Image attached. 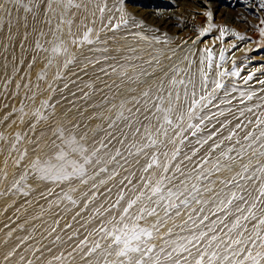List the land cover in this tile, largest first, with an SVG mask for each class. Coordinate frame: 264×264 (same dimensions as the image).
I'll use <instances>...</instances> for the list:
<instances>
[{"label": "rangeland", "instance_id": "rangeland-1", "mask_svg": "<svg viewBox=\"0 0 264 264\" xmlns=\"http://www.w3.org/2000/svg\"><path fill=\"white\" fill-rule=\"evenodd\" d=\"M7 1L5 2L7 3ZM35 1L26 0L24 3L25 8L30 9L27 12L24 10L27 14L26 19L22 20V22L20 21L18 25V32L24 35L22 34L19 37L21 39L15 42V52L11 55L13 58L10 56L11 58L6 61L9 62L11 59L10 63H6L5 66L7 68L6 71H8H5V74L1 77V80L3 79L4 81L0 80L4 83L3 85L0 82L2 84L0 86V113L2 114H0V264H40L47 258H49L50 262L46 264H103L104 258L101 250H97V252L90 255L87 254L88 249L92 248L95 242L99 241L102 246L105 244V241L94 230L100 227L104 217H110L109 212L104 210L110 209V205L115 203L121 191L125 193L126 199L134 198V195L138 194L137 190L143 189L144 180L141 179L142 177L151 176L153 181L159 178V175L163 172L162 167L153 165L148 172L144 171V168L151 162L153 155L158 158L160 164H168L171 169V171L166 173L168 176H172L173 174L176 176L180 175L179 172H176L177 166H179L182 172L204 176L205 178L201 181L194 179L191 181L192 183H196L201 189L203 199L215 198L212 193L204 192V187L211 188L214 191H220L224 188V185L220 181L234 177L238 183L247 184L250 191L253 189V185L258 187L259 181L250 183L247 180H241L236 174L242 172V164H246L250 166L249 172L246 175L250 176L255 171L256 175L259 176L261 173L256 170L261 165H264V155H261L264 152V148L261 147L264 145V137H261V132H264V35H261L260 31L264 29V19L256 20L253 17L249 18L255 25V32L251 35L243 31L242 21L239 19V16L234 14L235 12L218 14L219 8H228L227 0H211L215 2L214 8L209 4L211 3L210 0H107L102 6L108 13V16L101 18L96 28L92 31L90 35L93 41L92 44H80L79 42L73 43L68 24L71 8L74 3L73 0L71 4H69L68 0H44L47 11L45 10L43 15L41 14V19L37 22L32 15V7ZM252 1L254 4L258 2L262 3V0ZM139 3H143L142 6L145 9L156 8L162 11L161 13L170 15L176 24L180 25L181 23V26L186 25V27L182 31L173 34L162 32L161 29L155 28L154 23L149 20L150 18H138L134 8L138 7L137 4ZM2 10L3 5H0V13ZM50 18H53V24L51 25L49 23ZM108 19L109 21H107ZM123 21H127V23ZM221 28L226 29L223 37H221ZM38 31L42 33L47 32L48 40L47 38L44 40L45 37L42 35L36 36ZM202 32H204V35H201ZM237 34L243 36L244 39H237ZM28 35L31 36L29 37ZM122 36L124 38H121ZM41 40L42 42L45 41V43L43 42L42 44ZM124 40L126 41L124 42ZM187 40L189 43L185 44ZM36 43L37 45H46L47 47H41L39 45L38 48ZM32 44L34 45L31 48L30 45ZM55 46H60L63 54L61 51L58 54L54 53L52 49ZM35 48L39 49V52ZM63 48H67V51L65 52ZM210 49L211 53L213 52L211 69L208 67V52L205 51ZM220 51L223 52V59H221ZM136 52L139 54L137 55ZM196 54H201V57H203L202 69H204V74L207 76V83H204L199 71L197 75L201 76L202 83H200L201 86L198 85V87L194 88L191 86L190 79L192 78L191 66L197 56ZM91 57L92 59L94 58L93 62L90 59ZM139 57L140 60H138ZM68 59L72 63L67 61ZM108 60H110V66L107 65ZM11 64H13L12 67H10ZM145 64L149 65L146 66ZM217 65H219L218 68ZM102 67H105V69ZM95 68L98 69L96 70ZM217 72L225 74L217 76ZM233 72L238 73V75H232ZM6 74L8 77H6ZM88 74L89 76H87ZM65 75L69 79H66ZM126 76L128 79L125 78ZM249 76H251L250 79ZM43 78L45 81H43ZM173 78L177 81L186 79L184 82L187 85V90L189 89L188 99L184 96V85H171L170 81ZM217 80L222 84L220 89L215 88V81ZM57 81L59 82L57 83ZM110 85L111 87L115 85V87L111 88ZM56 86L58 87L56 88ZM118 86L120 87L117 88ZM2 88L5 91L1 90ZM193 88L195 89L196 99H199L202 94L206 97L208 96V101H205L207 106L197 109L199 116L204 118L203 124H201L199 118H193L189 121L186 115L182 121L177 119L181 112H187L188 102L192 96ZM158 90H160L159 93ZM170 90L172 92L171 99L174 109L171 115V119L173 120V125L171 126L165 124L161 114L157 113L156 109L152 107L154 103H162L167 107ZM145 91H150L149 97L143 96V92ZM177 92H179L180 96L179 101L175 98ZM158 94L163 97L162 100L157 99ZM137 101L139 102L137 103ZM76 104L80 106L78 107ZM87 106L89 107L87 108ZM129 109H132V111L129 112ZM137 109H139L138 112L136 111ZM5 110L6 112H4ZM92 114L94 115L92 116ZM36 122L38 124L41 122L39 124L40 126ZM55 122L58 123L56 126ZM84 122L85 124H83ZM189 123L193 125L199 124V129L195 127L189 129ZM89 124L90 128H93L92 130L88 128ZM110 124L113 127L110 128ZM35 127L36 129H34ZM60 127L65 129L66 132L77 133L78 138L86 134V139L82 143L89 150H92V148L100 149L99 159L101 163L88 167V175L85 177L86 183H81L77 179H73L74 182L71 180V184L69 181H43L39 178L37 172L30 168L31 162L35 158L41 156L44 159L47 155L51 154L53 151V140L57 144L60 143L54 137V132H52ZM46 129L47 134L45 133ZM137 129H139L138 132ZM176 133H179V135ZM249 133H251L250 136H248ZM149 135L157 140V144L155 146L145 147L144 145L148 143ZM18 136L20 137L19 139H17ZM245 136H248L247 140L244 139ZM229 137L231 138L229 139ZM181 140H183V143H181ZM101 141L107 145L106 148L101 147ZM134 149L137 150L135 151ZM176 149H179V152L176 159L172 160V153ZM230 149L233 150L229 151ZM117 150L121 152L120 158L116 156ZM125 152L127 153L126 156ZM253 152L256 153L255 156ZM22 153L25 156H23V159L20 157ZM164 153H167V157H165ZM221 153L226 155H221ZM112 157H115V159H112ZM228 157H232V159L229 160ZM110 161L113 163H110ZM115 162L116 164H114ZM124 162H126V166ZM217 164L219 167L218 171L214 167ZM100 168H106L108 171L101 172L99 170ZM194 168L195 173H193ZM28 170L31 172L29 171L30 173H28ZM94 176L96 177L95 179ZM112 179H115V181ZM33 180L36 182H33ZM100 181H104V183H100ZM129 181H131V184H129ZM46 183H48V186ZM64 185L67 187L64 188ZM107 186L110 187V190ZM229 187L232 191L236 190L232 186ZM24 193H27V195ZM65 194L71 196L73 198L72 200H76L77 202L71 205L72 202L64 198ZM28 195H31L30 198ZM101 198L104 200L99 203L102 200ZM121 204H125V201H122ZM76 206L79 207L78 210L75 209ZM199 207L201 206L193 203L189 209L181 208L180 216H176L173 212L170 217H165L163 211H160L159 215L162 222L159 225V232L154 234L156 238L152 243L159 246L163 243L160 237L164 239H175L177 235H188V231H181L180 226L187 220L188 213L191 209L198 210ZM210 207L212 206L204 205L205 212L202 215H209V221H205V225L217 218L209 212ZM115 211L116 209H111L113 214ZM98 212H104V217H101ZM202 215L199 217L194 216L197 222L199 219H202ZM218 215L222 214L218 213ZM54 219L56 221L52 223L51 220ZM153 222H155V217L149 218V223ZM44 224H47L46 227ZM186 228H192L190 221ZM169 229L172 231L171 237L168 234ZM81 241H84V244H81ZM11 245L14 246V250L18 256L15 259H9L10 261H7V258H3L2 256L4 255L5 249ZM58 257L59 259H57ZM109 259L115 260L116 258L113 256Z\"/></svg>", "mask_w": 264, "mask_h": 264}, {"label": "snow or ice", "instance_id": "snow-or-ice-1", "mask_svg": "<svg viewBox=\"0 0 264 264\" xmlns=\"http://www.w3.org/2000/svg\"><path fill=\"white\" fill-rule=\"evenodd\" d=\"M16 2L18 3L19 0H16ZM68 2L71 4L72 0H68ZM76 6L79 7V5ZM262 6H264V0H262ZM99 10L101 13L105 11L104 8ZM25 11H30V9L25 8ZM123 22L127 23V21ZM71 23V21H68L69 25ZM92 31V28H87L82 39L79 41L73 40V43L91 44L93 42L90 38ZM260 31L261 35H264V29ZM220 32L221 37H223L226 29L221 28ZM201 35H204V33L202 32ZM237 39L243 40L244 37L237 34ZM37 46L39 47V44ZM63 50L67 51L66 48ZM52 51L58 53L61 48L55 46ZM205 51L208 52V67L211 69V50ZM221 59H223V52H221ZM203 62L202 59L201 63L203 64ZM218 67L219 65H217ZM224 74L217 72V76ZM232 75H238V73L233 72ZM201 76L206 84L207 76L204 74L203 69H201ZM250 78L251 76H249ZM170 83L173 86L177 84L184 85V96L188 99L187 85L183 79L177 81L173 78ZM221 87L222 84L219 80L215 81V88L220 89ZM143 96L149 97L150 91L143 92ZM171 97L172 92L170 90L167 107L162 103L152 105L156 112L161 114L164 123L170 126L173 125L171 115L174 111ZM175 98L177 101L180 100L179 92L176 93ZM157 99L162 100L163 97L158 94ZM205 101H208V97L204 95L196 99L195 89L193 88L187 112H181L177 119L182 121L186 115L189 121L193 118H199L200 122L203 123L204 118L199 116L197 109L206 107ZM131 111L132 109H129V112ZM136 111L138 112L139 109ZM109 127L111 128L113 125L110 124ZM193 127L199 129V124H188L189 129ZM138 131L139 129H137ZM176 134L179 135V133ZM250 135L251 133L248 134V136ZM54 136L60 143L57 144L53 140L51 154L44 159L38 156L31 162V168L37 172L41 180L71 181L77 179L81 183H86L85 177L88 175V167L101 163L99 159L100 149L89 150L82 143L86 139V134L78 138L75 133L58 128L54 132ZM248 136H245L244 139L247 140ZM261 137H264V132H261ZM17 139H19V136ZM181 143H183V140H181ZM156 144L157 140L149 135L145 147L155 146ZM101 147L106 148L107 145L101 141ZM261 147L264 148V145ZM178 152L179 149H176L172 153V160L176 159ZM120 155L121 152L117 150L116 156ZM164 155L167 157V153H164ZM221 155L226 154L221 153ZM253 155L255 156L256 153L253 152ZM261 155H264V152ZM23 156L24 153L21 154V159H23ZM112 159H115V157H112ZM228 159L231 160L232 157H228ZM153 165L163 168V172L158 179L153 181L151 176L142 177L141 179L144 180L143 189H138V194H135L134 198L126 199L125 193L121 191L115 203L110 205V209L104 210L109 212L110 217H104V212H98L104 218L100 227L94 231L101 236L105 244L102 246L99 241L95 242L94 246L88 249V255L101 250L104 258L103 264H264V165L256 170L261 173L259 176L256 175L255 171L250 176L246 175L250 169V166L246 164H242V172L236 174L241 180H247L250 183L259 181L258 187L253 185L251 191L247 184L238 183L235 177L221 180L220 183L224 185V188L220 191L204 187L203 191L212 193L214 199H203L201 189L196 183L191 182L193 179L201 181L205 178L204 176L182 172L179 166L176 167V172L180 173L179 176L175 174L168 176L166 173L171 171L168 164H160L155 155L152 156L151 162L144 168V171L148 172ZM214 167L217 171L219 170L218 164ZM99 170L101 172L107 171L106 168H100ZM193 173H195V168ZM100 183H104V181H100ZM129 184H131V181H129ZM229 186L234 187L236 190L232 191ZM24 194L27 195V193ZM64 198L70 200L73 204L76 203L67 194ZM122 201H125V204L122 205ZM193 203L201 207L198 210L191 209L187 220L180 226L181 231H188V235H177L175 239L160 237L163 243L159 246L152 243L156 238L154 234L159 232V225L162 222L159 215L160 211H163L165 217H170L173 212L176 216H180V209H189ZM204 205H211L209 212L212 216L217 217L207 225H205V221H209V215H202L205 212ZM111 209H116L114 214ZM218 213L222 215H218ZM201 215L202 219L197 222L194 216L199 217ZM153 217H155V222L149 223V218ZM189 221L192 223L191 229L186 228ZM168 234L171 237V229L168 230ZM81 244H84V241H81ZM113 256L116 258L115 260L109 259Z\"/></svg>", "mask_w": 264, "mask_h": 264}, {"label": "bare ground", "instance_id": "bare-ground-1", "mask_svg": "<svg viewBox=\"0 0 264 264\" xmlns=\"http://www.w3.org/2000/svg\"><path fill=\"white\" fill-rule=\"evenodd\" d=\"M6 0H0V5H3V10H2V12L0 13V80H1V77H3V75L5 74V71H6V63H10V60H9V62H6V61H8L7 59H9V58H11L12 56L11 55H13V53L15 52V48H14V44H15V42L18 40V39H21V38H19L22 34L21 33H19L18 32V25H19V22L21 21L22 22V20H24V19H26V12L24 11L25 9V6H24V3L26 2V0H19V2L17 3L16 2V0H8L7 1V3L5 2ZM105 1H107V0H73V7L71 8V14H70V21L72 22L71 23V25H69V30H70V34H71V38H72V40H76V41H79V40H81L82 39V37H83V33H84V31H86V29L87 28H92L93 30L96 28V26H97V23L99 22V20L101 19V18H104V17H107L108 16V13L106 12V11H104L103 13H101L100 12V8H103V4H104V2ZM211 1V0H210ZM259 1V0H258ZM257 1V2H258ZM142 2V1H141ZM152 2V1H151ZM204 2V1H203ZM180 3V2H179ZM217 3V2H216ZM142 4L143 3H139V4H137L138 5V7H135L134 8V10H135V13L137 14V16H138V18L139 17H141V18H143V19H147V18H150L149 20L150 21H152L153 23H154V25H155V28L157 27V28H159V29H161V31L162 32H164V33H177V32H180V31H182L183 29H184V27H186V25H184V26H181V23H180V25H178V24H176L175 23V21L173 20V18H171L170 17V15H168V14H166V13H161L162 11H160V10H158V9H156V8H149V9H145V8H143V6H142ZM212 7L213 6H215V2H212L211 1V3H209ZM76 5H79V7H77ZM227 7L228 8H224V7H222V8H219L218 9V14H223V13H230V12H232V13H234L236 16H239V19L242 21V28H243V31L246 33V34H253L254 32H255V25H254V23L251 21V19H249L250 17H253V18H255L256 20H261V19H264V6H262V3H260V2H258V3H255L254 4V2L252 1V0H227ZM132 8H133V6H132ZM214 8V7H213ZM46 10V6H45V3H44V0H36L35 2H34V5H33V7H32V15H33V17H35L34 19H35V21L37 22L38 20H40L41 19V14L43 15V12ZM213 10V9H212ZM47 11V10H46ZM173 14V13H172ZM134 16V15H133ZM28 17V16H27ZM31 18V17H30ZM56 18V17H55ZM137 18V19H138ZM48 19V18H47ZM57 19V18H56ZM42 21V20H41ZM107 21H109V19L107 20ZM142 21V20H141ZM178 21V20H177ZM182 21V20H181ZM26 22V21H25ZM35 22V23H36ZM115 22V21H114ZM184 22H186V21H184ZM261 22V21H260ZM33 23V22H32ZM49 23H50V25L51 24H53V18H50V21H49ZM146 23V22H145ZM257 23V22H256ZM26 24H27V22H26ZM29 24V23H28ZM41 24V23H40ZM132 24V23H131ZM262 24V23H261ZM36 25V24H35ZM42 26V25H41ZM44 26V25H43ZM34 27V26H33ZM55 27V26H54ZM31 28H32V26H31ZM36 28V27H35ZM40 28H42V27H40ZM39 28V29H40ZM45 28V27H44ZM43 28V29H44ZM103 28V27H102ZM29 29V28H28ZM37 29H38V27H37ZM42 29V30H43ZM30 30V29H29ZM33 30V29H32ZM36 30V29H35ZM20 31V30H19ZM47 31V30H46ZM50 31V30H49ZM135 31V30H134ZM141 31V30H140ZM30 32H31V30H30ZM34 32H36V31H34ZM33 32V34H35ZM60 32V31H59ZM160 32V31H159ZM195 32V31H194ZM207 32V31H206ZM114 33V32H113ZM147 33V32H146ZM204 33V32H203ZM30 34V33H29ZM256 34V33H255ZM24 35V34H23ZM25 35H26V33H25ZM43 36V37H45V39L44 40H46V38H47V40H48V34H47V32H44V33H42L41 31H38L37 33H36V36ZM52 35V34H51ZM108 35V34H107ZM123 35V34H122ZM170 35V34H169ZM178 35V34H177ZM29 36V35H28ZM31 36V35H30ZM29 36V37H30ZM121 36V35H120ZM127 36H129V35H127ZM163 36V35H162ZM174 36V35H173ZM150 37V36H149ZM186 37V36H185ZM191 37V36H190ZM203 37V36H202ZM256 37V36H255ZM41 38V37H40ZM58 38V37H57ZM121 38H124V36H122ZM125 38H127V37H125ZM132 38V37H131ZM135 38V37H134ZM153 38V37H152ZM161 38V37H160ZM183 38V37H182ZM197 38V37H196ZM208 38V37H207ZM24 39V38H23ZM37 39V38H36ZM39 39V38H38ZM51 39V38H50ZM198 39V38H197ZM204 39V38H203ZM57 40V39H56ZM127 40V39H126ZM126 40H124V42L126 41ZM150 40H152V39H150ZM149 40V41H150ZM189 40H190V38H189ZM195 40V39H194ZM19 41V40H18ZM28 41V40H27ZM40 41V40H39ZM51 41V40H50ZM129 41H133V40H129ZM147 41H148V39H147ZM248 41V40H247ZM254 41V40H253ZM263 41V40H262ZM22 42V41H21ZM36 42H38V41H36ZM41 42H42V40H41ZM44 43H45V41H43ZM43 42H42V44H43ZM105 42H106V40H105ZM114 42V41H113ZM135 42V41H134ZM138 42V41H137ZM250 42V41H249ZM264 42V41H263ZM26 43V42H25ZM28 43H30V42H28ZM118 43V42H117ZM116 43V44H117ZM122 43V42H121ZM141 43V42H140ZM149 43V42H148ZM187 43H189L188 42V40H187V42L185 43V44H187ZM19 44H20V42H19ZM21 44H23V43H21ZM31 44V43H30ZM53 44V43H52ZM92 44V43H91ZM113 45H115L114 43H112ZM119 44V43H118ZM152 44H154V43H152ZM195 44V43H194ZM29 45V44H28ZM34 44H32V45H30L31 46V48H32V46H33ZM36 45H37V43H36ZM40 45V44H39ZM63 46H64V44H62ZM41 47L42 46H44V45H40ZM46 46V45H45ZM44 46V47H45ZM90 46V45H89ZM190 46V45H189ZM199 46V45H198ZM215 46V45H214ZM243 46V45H242ZM19 47V46H18ZM24 47V46H23ZM36 47V46H35ZM38 47V46H37ZM43 47V48H44ZM47 47V46H46ZM112 47V46H111ZM115 47V46H114ZM147 47V46H146ZM241 47V46H240ZM34 48V47H33ZM39 48V47H38ZM70 48V47H69ZM222 48V47H221ZM235 48V47H234ZM233 48V49H234ZM21 49V48H20ZM35 49H37V48H35ZM64 49V48H63ZM67 49V48H66ZM103 49V48H102ZM110 49V48H109ZM108 49V50H109ZM150 49V48H149ZM236 49V48H235ZM22 50V49H21ZM39 49H37V51H38ZM42 50V49H41ZM137 50V49H136ZM211 50V49H210ZM213 50V49H212ZM245 50V49H244ZM107 51V50H106ZM105 51V52H106ZM222 51V50H221ZM220 51V52H221ZM234 51V50H233ZM23 52V51H22ZM27 52V51H26ZM34 52V51H33ZM39 52V51H38ZM44 52V51H43ZM62 52V51H61ZM80 52V51H79ZM85 52V51H84ZM89 52V51H88ZM228 52V51H227ZM32 53V52H31ZM41 53V52H40ZM39 53V54H40ZM76 53V52H75ZM90 53H91V51H90ZM103 53V52H102ZM109 53V52H108ZM108 53H106V54H108ZM124 53V52H123ZM137 53V52H136ZM195 53V52H194ZM200 53V52H199ZM204 53V52H203ZM213 53V52H212ZM218 53V52H217ZM217 53H216V55H217ZM232 53V52H231ZM230 53V54H231ZM17 54V53H16ZM15 54V55H16ZM35 54H36V52H35ZM34 54V55H35ZM46 54H47V52H46ZM58 54V53H57ZM62 54H63V52H62ZM70 54H71V52H70ZM87 54H89V53H87ZM99 54V53H98ZM122 54V53H121ZM139 53H137V55H138ZM264 54V53H263ZM18 55V54H17ZM41 55V54H40ZM113 55V54H112ZM111 55V56H112ZM197 55V54H196ZM206 55V54H205ZM215 55V56H216ZM221 55V54H220ZM234 55V54H233ZM255 55V54H254ZM11 56V57H10ZM32 56V55H31ZM37 56V55H36ZM69 56V55H68ZM83 56V55H82ZM85 56V55H84ZM91 56V55H90ZM104 56V55H103ZM119 56V55H118ZM194 56H195V54H194ZM193 56V57H194ZM203 56V55H202ZM20 57V56H19ZM39 57V56H38ZM43 57V56H42ZM48 57V56H47ZM66 57V56H65ZM71 57V56H70ZM73 57H75V56H73ZM79 57V56H78ZM99 58H100V56H98ZM105 57V56H104ZM103 57V58H104ZM128 57V56H127ZM137 57V56H136ZM220 57V56H219ZM13 58V57H12ZM35 58V57H34ZM45 58V57H44ZM52 58V57H51ZM79 58H81V57H79ZM89 58V57H88ZM113 58V57H112ZM122 58V57H121ZM125 58V57H124ZM129 58V57H128ZM134 58V57H133ZM226 58V57H225ZM16 59H17V56H16ZM39 59V58H38ZM43 59V58H42ZM78 59V58H77ZM85 59H86V57H85ZM90 59H92V57L90 58ZM94 59V58H93ZM93 59H92V62H93ZM105 59V58H104ZM107 59H110V58H107ZM118 59V58H117ZM127 59V58H126ZM125 59V60H126ZM131 59V58H130ZM192 59V58H191ZM203 59V57H201V54H198L197 56H196V58L194 59V61H193V59H192V66H191V74H192V78L190 79V81H191V86H193L194 88L195 87H198V85H200V83H202V79H201V76H199V75H197L198 73H199V71H200V73H201V69H202V67H203V65H202V63H201V60ZM216 59V58H215ZM230 59V58H229ZM237 59V58H236ZM13 60V59H12ZM56 60V59H55ZM59 60H61V59H59ZM97 60V59H96ZM99 60V59H98ZM138 60H140V57H139V59ZM14 61H15V59H14ZM67 61H69V59L67 60ZM109 61L110 60H108V64L107 65H109ZM124 61V60H123ZM144 61V60H143ZM151 61V60H150ZM190 61V60H189ZM206 61V60H205ZM260 61V60H259ZM51 62H52V60H51ZM58 62V61H57ZM56 62V63H57ZM61 62V61H60ZM80 62V61H79ZM78 62V63H79ZM85 62V61H84ZM87 62V61H86ZM99 62H100V60H99ZM105 62V61H104ZM128 62H129V59H128ZM221 62V61H220ZM13 63V62H12ZM16 63V62H15ZM72 63V62H71ZM80 63H82V62H80ZM95 63H97V62H95ZM102 63V62H101ZM116 63V62H115ZM133 63V62H132ZM131 63V64H132ZM134 63H136V62H134ZM228 63V62H227ZM14 64V63H13ZM13 64H11V66L10 67H12V65ZM74 64V63H73ZM72 64V65H73ZM105 64V63H104ZM111 64H112V62H111ZM142 64V63H141ZM141 64H139V65H141ZM224 64V63H223ZM225 64H226V62H225ZM10 65V64H9ZM68 65V64H67ZM71 65V66H72ZM88 65V64H87ZM94 65V64H93ZM113 65V64H112ZM146 65V64H145ZM147 65H149V64H147ZM146 65V66H147ZM191 65V64H190ZM205 65V64H204ZM17 66V65H16ZM51 66H52V64H51ZM80 66V65H79ZM98 66H100V65H98ZM110 66V65H109ZM129 66V65H128ZM137 66V65H136ZM145 66V67H146ZM206 66V65H205ZM73 67V66H72ZM76 67V66H75ZM78 67V66H77ZM83 67V66H82ZM108 67V66H107ZM112 67V66H111ZM17 68V67H16ZM79 68V67H78ZM84 68V67H83ZM86 68V67H85ZM90 68V67H89ZM102 68H104L105 69V67H102ZM142 68V67H141ZM188 68V67H187ZM249 68H250V66H249ZM255 68H257V67H255ZM263 68H264V66H263ZM13 69H15V68H13ZM18 69V68H17ZM69 69V68H68ZM71 69V68H70ZM73 69H76V68H73ZM86 69H88V68H86ZM91 69V68H90ZM89 69V70H90ZM93 69V68H92ZM96 69V68H95ZM98 69V68H97ZM96 69V70H97ZM99 69H100V67H99ZM114 69V68H113ZM112 69V70H113ZM248 69V68H247ZM10 70V69H9ZM65 70V69H64ZM84 70V69H83ZM204 70V69H203ZM8 71V70H7ZM6 71V72H7ZM15 71V70H14ZM17 71V70H16ZM72 71V70H71ZM101 71V70H100ZM116 71V70H115ZM126 72H127V70H125ZM131 71V70H130ZM130 71H129V73H130ZM251 71V70H250ZM254 71V70H253ZM10 72H12V71H10ZM39 72V71H38ZM77 72V71H76ZM92 72V71H91ZM96 72V71H95ZM99 72V71H98ZM107 72V71H106ZM190 72V71H189ZM16 73V72H15ZM14 73V74H15ZM97 73V72H96ZM101 73V72H100ZM114 73V72H113ZM125 73V72H124ZM186 73V72H185ZM253 73V72H252ZM262 73V72H261ZM9 74H11V73H9ZM61 74H62V72H61ZM61 74H59V75H61ZM65 74V73H64ZM79 74V73H78ZM84 74V73H83ZM83 74H81L82 76H83ZM103 74H105V73H103ZM187 74V73H186ZM247 74V73H246ZM263 74V73H262ZM13 75V74H12ZM86 75V74H85ZM93 75V74H92ZM98 75V74H97ZM100 76H101V74H99ZM125 75H126V73H125ZM129 75V74H128ZM132 75H133V73H132ZM253 75V74H252ZM258 75V74H257ZM11 76V75H10ZM66 76V75H65ZM68 76H70V75H68ZM87 76H89V74L87 75ZM87 76H86V78H87ZM104 76H106V75H104ZM113 76V75H112ZM190 76V75H189ZM261 76V75H260ZM6 77H8L7 76V74H6ZM70 77H72V76H70ZM108 77H109V75H108ZM123 77H124V75H123ZM63 78V77H62ZM77 78H78V76H77ZM80 78V77H79ZM85 78V77H84ZM99 78H101V77H99ZM118 78V77H117ZM116 78V79H117ZM122 78V77H121ZM120 78V79H121ZM125 78H127V76L125 77ZM260 78V77H259ZM66 79H69V78H67V76H66ZM75 79H76V77H75ZM94 79V78H93ZM95 79H96V77H95ZM104 79V78H103ZM111 79V78H110ZM109 79V80H110ZM128 79V78H127ZM127 79H125V80H127ZM3 80V79H2ZM1 80V81H2ZM10 80V79H9ZM108 80V81H109ZM188 80V79H187ZM253 80V79H252ZM264 80V79H263ZM0 81V82H1ZM4 81V80H3ZM7 81V80H6ZM35 81V80H34ZM43 81H45V79L43 78ZM60 81V80H59ZM59 81H57V83L59 82ZM95 81V80H94ZM106 81V80H105ZM123 81V80H122ZM184 81H186V79L184 80ZM257 81V80H256ZM63 82V81H62ZM76 82V81H75ZM81 82H82V80H81ZM100 82H101V80H100ZM113 82V81H112ZM115 82V81H114ZM117 82H118V79H117ZM125 82V81H124ZM263 82V81H262ZM2 83V82H1ZM0 83V86L3 84L4 85V83H2L1 84ZM8 83V82H7ZM41 83H42V81H41ZM40 83V84H41ZM52 83V82H51ZM69 83H70V81H69ZM88 83V82H87ZM97 83V82H96ZM189 83V82H188ZM211 83V82H210ZM256 83V82H255ZM5 84H6V82H5ZM9 84V83H8ZM26 84H27V82H26ZM35 84V83H34ZM90 84V83H89ZM98 84V83H97ZM104 84V83H103ZM106 84V83H105ZM108 84V83H107ZM114 84V83H113ZM117 84H119V83H117ZM10 85V84H9ZM60 85V84H59ZM63 85V84H62ZM92 85V84H91ZM95 85V84H94ZM116 85V84H115ZM115 85H113L112 87H111V85H110V87L111 88H113V87H115ZM125 85V84H124ZM190 85V84H189ZM188 85V86H189ZM37 86H39V85H37ZM65 86V85H64ZM80 86V85H79ZM93 86V85H92ZM103 86V85H102ZM102 86H99V87H102ZM117 86V85H116ZM201 86V85H200ZM255 86V85H254ZM254 86H253V88H254ZM256 86H258V85H256ZM29 87V86H28ZM47 87V86H46ZM51 87V86H50ZM58 86H56V88H57ZM76 87H77V84H76ZM89 87H91V86H89ZM94 87V86H93ZM120 86H118L117 88H119ZM205 87V86H204ZM207 87V86H206ZM264 87V86H263ZM4 88V87H3ZM1 89V90H4V89ZM8 88V87H7ZM78 88V87H77ZM76 88V89H77ZM80 88V87H79ZM81 88H82V86H81ZM80 88V89H81ZM209 88V87H208ZM257 88V87H256ZM259 88H260V86H259ZM28 89V88H27ZM46 89V88H45ZM53 89V88H52ZM64 89H66V88H64ZM67 89H69V88H67ZM83 89V88H82ZM95 89V88H94ZM93 89V90H94ZM103 89V88H102ZM110 89V88H109ZM203 89V88H202ZM262 89V88H261ZM264 89V88H263ZM8 90V89H7ZM54 90V89H53ZM56 90V89H55ZM97 90V89H96ZM113 90V89H112ZM189 90V89H188ZM193 90V89H192ZM192 90H191V92H192ZM201 90V89H200ZM5 91V90H4ZM29 91V90H28ZM34 91V90H33ZM36 91H38V90H36ZM35 91V92H36ZM43 91V90H42ZM61 91V90H60ZM63 91V90H62ZM65 91V90H64ZM74 91V90H73ZM75 91H77V90H75ZM79 91V90H78ZM81 91V90H80ZM88 91V90H87ZM95 91V90H94ZM108 91V90H107ZM18 92H20V91H18ZM21 92H23V91H21ZM34 92V93H35ZM44 92H45V90H44ZM49 92V91H48ZM71 92V91H70ZM110 92H112V91H110ZM197 92H198V90H197ZM4 93V92H3ZM24 93V92H23ZM43 93V92H42ZM60 93V92H59ZM73 93V92H72ZM91 93V92H90ZM96 93V92H95ZM99 93H101V92H99ZM108 93H109V91H108ZM107 93V94H108ZM189 93V92H188ZM33 94V93H32ZM40 94V93H39ZM51 94H53V93H51ZM64 94V93H63ZM62 94V95H63ZM74 94V93H73ZM84 94H87V93H84ZM83 94V95H84ZM89 94V93H88ZM94 94V93H93ZM111 94V93H110ZM1 95V94H0ZM3 95V94H2ZM21 95V94H20ZM27 95H28V93H27ZM65 95V94H64ZM98 95V94H97ZM101 95V94H100ZM203 95V94H202ZM29 97H30V95H28ZM28 96H26V97H28ZM33 96V95H32ZM44 96V95H43ZM42 96V97H43ZM69 96V95H68ZM87 96V95H86ZM198 96H200V95H198ZM5 97V96H4ZM53 97V96H52ZM65 97H66V95H65ZM79 97V96H78ZM82 98H84L83 96H81ZM109 97V96H108ZM190 97V96H189ZM208 97V96H207ZM39 98H40V96H39ZM47 98V97H46ZM55 98V97H54ZM69 98V97H68ZM88 98V97H87ZM90 98H91V96H90ZM4 99V98H3ZM2 99V101H4ZM32 99V98H31ZM34 99V98H33ZM49 99V98H48ZM60 99V98H59ZM92 99H93V97H92ZM104 99V98H103ZM6 100H7V98H6ZM8 100H10V99H8ZM40 100H42V99H40ZM71 100V99H70ZM72 100H73V98H72ZM55 101V100H54ZM59 101V100H58ZM74 101V100H73ZM84 101H85V99H84ZM95 101H97V100H95ZM6 102V101H5ZM52 102V101H51ZM57 102V101H56ZM64 102V101H63ZM70 102V101H69ZM72 102V101H71ZM90 102H92V101H90ZM99 102V101H98ZM106 102H107V100H106ZM2 103V102H1ZM36 103V102H35ZM46 103V102H45ZM66 103H67V101H66ZM73 103V102H72ZM76 103V102H75ZM101 103V102H100ZM104 103V102H103ZM33 104V103H32ZM41 104V103H40ZM55 104V103H54ZM29 105V104H28ZM47 105V104H46ZM50 105V104H49ZM53 105V104H52ZM91 105V104H90ZM93 105H95V104H93ZM92 105V106H93ZM40 106V105H39ZM66 106V105H65ZM76 106H80V105H77L76 104ZM75 106V107H76ZM29 108H30V106H28ZM31 107H33V106H31ZM55 107H56V105H55ZM71 107V106H70ZM89 106H87V108H88ZM8 108V107H7ZM7 108H6V110H7ZM27 108V107H26ZM35 108V107H34ZM42 108V107H41ZM67 108V107H66ZM72 108V107H71ZM93 108V107H92ZM2 109V108H1ZM5 109V108H4ZM48 109V108H47ZM57 109H58V107H57ZM96 109V108H95ZM6 110L4 111V112H6ZM31 110V109H30ZM29 110V111H30ZM34 110H36V109H34ZM102 110V109H101ZM9 111V110H8ZM44 111V110H43ZM46 111V110H45ZM75 111V110H74ZM83 111V110H82ZM50 112V111H49ZM79 112V111H78ZM104 112V111H103ZM106 112V111H105ZM48 113V112H47ZM69 113V112H68ZM211 113V112H210ZM1 114V113H0ZM8 114V113H7ZM22 114V113H21ZM24 114V113H23ZM26 114V113H25ZM52 114V113H51ZM58 114V113H57ZM62 114V113H61ZM61 114H60V116H61ZM75 114V113H74ZM77 114H79V113H77ZM84 114V113H83ZM82 114V115H83ZM101 114H102V112H101ZM105 114V113H104ZM213 114V113H212ZM2 115V114H1ZM9 115V114H8ZM8 115H6V116H8ZM46 115V114H45ZM56 115V114H55ZM54 115V116H55ZM85 115V114H84ZM90 115V114H89ZM94 114H92V116H93ZM100 115V114H99ZM214 115H215V113H214ZM47 116H48V114H47ZM59 116V117H60ZM88 116V115H87ZM105 116V115H104ZM24 117H25V115H24ZM33 117H35V116H33ZM58 117V118H59ZM74 117V116H73ZM80 117V116H79ZM98 117V116H97ZM6 118V117H5ZM42 118V117H41ZM93 118V117H92ZM91 118V119H92ZM207 118V117H206ZM205 118V119H206ZM213 118H214V116H213ZM4 119V118H3ZM2 119V120H3ZM32 119V118H31ZM67 119V118H66ZM73 119V118H72ZM77 119V118H76ZM103 119V118H102ZM44 120V119H43ZM50 120V119H49ZM48 120V121H49ZM53 120V119H52ZM54 120H56L55 118H54ZM63 120V119H62ZM69 120H71V119H69ZM87 120V119H86ZM89 120V119H88ZM94 120V119H93ZM208 120V119H207ZM212 120V119H211ZM40 121V120H39ZM47 121V120H46ZM57 121V120H56ZM80 121V120H79ZM204 121V120H203ZM206 121V120H205ZM30 122H31V120H30ZM59 123H60V121H58ZM62 122V121H61ZM65 122V121H64ZM73 122H74V120H73ZM87 122V121H86ZM91 122V121H90ZM97 122H98V120H97ZM96 122V123H97ZM37 123V122H36ZM41 123V122H40ZM39 123V124H40ZM48 123H50V122H48ZM56 123V122H55ZM67 123H69V122H67ZM77 123H79L78 121H77ZM76 123V124H77ZM93 123H94V121H93ZM38 123H37V125L38 126H40ZM46 124V123H45ZM58 123H56L55 124V126L57 125ZM64 124V123H63ZM75 124V125H76ZM83 124H85V122L83 123ZM87 124V123H86ZM98 124V123H97ZM97 124H95V125H97ZM201 124H203V123H201ZM33 125H34V123H33ZM42 125V124H41ZM48 125V124H47ZM69 125V124H68ZM78 125V124H77ZM82 125V124H81ZM80 125V126H81ZM91 125H93V124H91ZM207 125H208V122H207ZM27 126V125H26ZM54 126V125H53ZM74 126V125H73ZM79 126V127H80ZM87 126V125H86ZM205 126V125H204ZM11 127V126H10ZM34 127V126H33ZM50 127V126H49ZM52 127V126H51ZM58 127V126H57ZM76 127V126H75ZM104 127V126H103ZM203 127V126H202ZM205 127H207V126H205ZM1 128V127H0ZM3 128V127H2ZM8 128V127H7ZM13 128V127H12ZM30 128V127H29ZM61 128V127H60ZM77 128V127H76ZM81 128V127H80ZM85 128H87V127H85ZM88 128H90V124H89V127ZM87 128V129H88ZM11 129V128H10ZM34 129H36V127L34 128ZM52 129V128H51ZM55 129H57V128H55ZM67 129V128H66ZM82 129H84V128H82ZM91 129V128H90ZM93 129V128H92ZM91 129V130H92ZM204 129V128H203ZM13 130V129H12ZM32 130V129H31ZM69 130V129H68ZM76 130V129H75ZM81 130V129H80ZM103 130H104V128H103ZM30 131V130H29ZM46 132V134H47V129L45 130ZM51 131V130H50ZM84 131V130H83ZM25 133H26V131H24ZM33 132V131H32ZM52 132H55V131H52ZM68 132V131H67ZM28 133V132H27ZM48 133H49V131H48ZM78 133H79V129H78ZM85 133V132H84ZM51 134V133H50ZM75 134H77V133H75ZM23 136V135H22ZM79 136V135H78ZM55 137V136H54ZM159 137V136H158ZM20 138V137H19ZM54 139V138H53ZM160 139V138H159ZM19 141V140H18ZM50 141V140H49ZM16 142V141H15ZM18 144V143H17ZM48 144V143H47ZM53 145V144H52ZM145 146V145H144ZM49 147V146H48ZM51 147V146H50ZM144 148V147H143ZM93 149V148H92ZM138 149V148H137ZM137 149H134L135 151L137 150ZM142 149V148H141ZM49 150V149H48ZM133 150V151H134ZM143 150V149H142ZM38 152V151H37ZM100 152V151H99ZM105 152V151H104ZM149 152V151H148ZM148 152H147V154H148ZM30 153V152H29ZM110 153V152H109ZM109 153H107L108 155H109ZM112 153V152H111ZM126 153V152H125ZM130 153H132V152H130ZM141 153V152H140ZM150 153V152H149ZM155 153V152H154ZM43 154V153H42ZM113 154V153H112ZM124 154V153H123ZM146 154V153H145ZM152 154V153H151ZM21 155V154H20ZM26 155V154H25ZM28 155V154H27ZM46 155H47V153H46ZM115 155V154H114ZM127 155V153L125 154V156ZM135 155H136V153H135ZM142 155V154H141ZM48 156V155H47ZM110 156V155H109ZM112 156V155H111ZM123 156V155H122ZM137 156V155H136ZM21 157V156H20ZM25 157V156H24ZM37 157V156H36ZM41 157V156H40ZM42 157H43V155H42ZM133 157V156H132ZM140 157V156H139ZM47 158V157H46ZM108 158V157H107ZM119 158H120V156H119ZM122 158V157H121ZM125 158V157H124ZM136 158V157H135ZM142 158H143V156H142ZM19 159V158H18ZM36 159V158H35ZM118 159V158H117ZM27 160V159H26ZM33 160V159H32ZM31 160V161H32ZM106 160V159H105ZM111 160V159H110ZM131 160H132V158H131ZM140 160V159H139ZM124 161H126V159H124ZM144 161V160H143ZM23 162V161H22ZM25 162V161H24ZM103 162V161H102ZM122 162V161H121ZM135 162V161H134ZM110 163H113V162H111L110 161ZM125 163L126 162H124V165H125ZM127 163H128V161H127ZM131 163H132V161H131ZM141 163V162H140ZM20 164V163H19ZM114 164H116V162L114 163ZM139 164V163H138ZM142 164V163H141ZM15 165V164H14ZM29 165H30V163H29ZM102 165V164H101ZM127 165V164H126ZM125 165V166H126ZM132 165V164H131ZM119 166H120V164H119ZM123 166V165H122ZM138 166V165H137ZM21 167H23V166H21ZM108 167V166H107ZM117 167V166H116ZM131 167V166H130ZM134 167V166H133ZM139 167V166H138ZM27 168V167H26ZM31 168V167H30ZM91 168V167H90ZM98 168V167H97ZM96 168V169H97ZM109 168V167H108ZM112 168V167H111ZM115 168V167H114ZM1 169V168H0ZM21 169V168H20ZM32 169V168H31ZM113 169V168H112ZM111 169V170H112ZM120 169V168H119ZM131 169V168H130ZM137 169H139V168H137ZM27 170V169H26ZM89 170V169H88ZM113 170H115V169H113ZM20 171V170H19ZM23 171V170H22ZM30 170H28L27 172L28 173H30L29 172ZM33 171V170H32ZM108 171V170H107ZM106 171V172H107ZM2 173V172H1ZM23 173V172H22ZM103 174V173H102ZM131 174V173H130ZM4 175V174H3ZM28 175V174H27ZM26 175V176H27ZM95 175V174H94ZM105 175V174H104ZM109 175V174H108ZM24 176H25V172H24ZM90 176V175H89ZM92 176V175H91ZM99 176V175H98ZM21 177V176H20ZM87 177V176H86ZM102 177V176H101ZM119 177V176H118ZM38 178V177H37ZM96 177L94 176V179H95ZM36 180V179H35ZM112 180H114L115 181V179H112ZM118 180V179H117ZM120 180V179H119ZM44 181V180H43ZM73 181V180H72ZM77 181V180H76ZM95 181V180H94ZM33 182H36V181H34L33 180ZM52 182V181H51ZM62 182V181H61ZM67 182V181H66ZM71 181H69V183H70ZM74 182V181H73ZM73 182H72V184H73ZM87 182V181H86ZM117 182V181H116ZM115 182V183H116ZM54 183V182H53ZM56 183V182H55ZM78 183V182H77ZM106 183V182H105ZM111 183V182H110ZM118 183V182H117ZM47 184V186H48V183H46ZM71 184V183H70ZM37 185H38V183H37ZM104 185H106V184H104ZM114 185V184H113ZM33 186V185H32ZM53 186H54V184H53ZM52 186V187H53ZM70 186V185H69ZM73 186V185H72ZM79 186V185H78ZM57 187H59V186H57ZM61 187V186H60ZM65 187H67V186H65L64 185V188ZM75 187H76V185H75ZM80 187H81V185H80ZM102 187H103V184H102ZM107 187H109V186H107ZM35 188V187H34ZM63 188V189H64ZM74 188V187H73ZM100 188V187H99ZM54 189V188H53ZM57 189V188H56ZM77 189H79V188H77ZM76 189V190H77ZM101 189V188H100ZM113 189H116V188H113ZM120 189V188H119ZM60 190V189H59ZM71 190V189H70ZM103 190V189H102ZM109 190H110V187H109ZM109 190H107V191H109ZM27 191H29V190H27ZM106 191V190H105ZM117 191V190H116ZM54 192V191H53ZM60 192V191H59ZM64 192V191H63ZM62 192V193H63ZM44 193V192H43ZM114 193V192H113ZM33 194V193H32ZM49 194H51V193H49ZM49 194H47V195H49ZM61 194V193H60ZM67 194H69V193H67ZM35 195V194H34ZM46 195V196H47ZM112 195V194H111ZM115 195H116V192H115ZM29 196V195H28ZM31 196V195H30ZM30 196H29V198H30ZM104 196H105V194H104ZM106 197V196H105ZM88 198V197H87ZM36 199H38V198H36ZM73 199V198H72ZM80 199V198H79ZM100 199V198H99ZM102 200H100L99 201V203H101V202H103V198H101ZM106 199V198H105ZM6 200V199H5ZM58 200V199H57ZM89 200V199H88ZM87 200V201H88ZM33 201V200H32ZM76 201V200H75ZM96 201V200H95ZM42 202H43V200H42ZM70 202V201H69ZM77 202V201H76ZM85 202V201H84ZM64 203V202H63ZM47 204V203H46ZM58 204V203H57ZM61 204V203H60ZM73 203H71V205H72ZM84 204H86V203H84ZM83 204V205H84ZM41 205V204H40ZM53 205V204H52ZM59 205V204H58ZM57 205V206H58ZM74 205V204H73ZM95 205V204H94ZM93 205V206H94ZM39 206V205H38ZM46 206V205H45ZM47 206H49V205H47ZM55 206V205H54ZM97 206V205H96ZM100 206V205H99ZM73 207V206H72ZM83 207V206H82ZM39 208V207H38ZM45 208V207H44ZM55 208V207H54ZM58 208V207H57ZM92 208V207H91ZM59 209H60V207H59ZM75 209L76 210H78L79 209V207L78 206H76L75 207ZM41 210V209H40ZM50 211V210H49ZM54 211H56V210H54ZM46 212V211H45ZM66 212V211H65ZM81 212H83V211H81ZM51 213V212H50ZM54 213V212H53ZM60 213H61V211H60ZM68 213V212H67ZM76 213V212H75ZM47 214H48V212H47ZM46 214V215H47ZM59 214V213H58ZM66 214V213H65ZM72 216H73V214H72ZM58 217V216H57ZM56 221V219H54V220H51V222L52 223H54ZM51 222H50V224H51ZM45 225V227H46V225L47 224H44ZM44 227V226H43ZM54 227V226H53ZM23 228V227H22ZM45 229V228H44ZM16 256H18V254L15 252V250H14V246H9V247H7L6 249H5V252H4V255L2 256L3 258L4 257H6L7 258V261H10V260H12V259H15V257ZM49 256H51V255H49ZM10 259V260H9ZM48 262H50V260H49V258H47L46 260H44V261H42L40 264H46V263H48ZM37 264H39V263H37Z\"/></svg>", "mask_w": 264, "mask_h": 264}]
</instances>
